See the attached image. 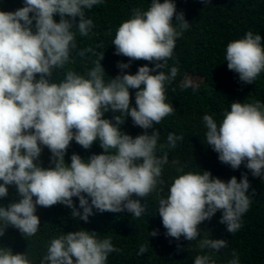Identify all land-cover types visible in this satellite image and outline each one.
I'll list each match as a JSON object with an SVG mask.
<instances>
[{
    "label": "clouds",
    "instance_id": "9594fccd",
    "mask_svg": "<svg viewBox=\"0 0 264 264\" xmlns=\"http://www.w3.org/2000/svg\"><path fill=\"white\" fill-rule=\"evenodd\" d=\"M101 3L103 0H24V6L14 12L0 11V198L8 196L9 185H14L21 197L7 207L0 206V237L8 226L24 237L34 236L40 227L37 206L62 204L72 209L73 218L85 222L93 208L113 213L127 210L139 218L146 211L141 200L162 183L168 153L157 154L159 132L133 138L122 133L120 126L130 116L134 125L147 130L173 114L174 107L166 102V85L177 76L178 68L171 67L167 74L162 69L190 24L182 13L177 15L173 0H151L147 10L133 9L131 17L118 27L112 44L117 55L129 61H148L153 68L144 65L134 75L105 81L102 56L86 77L68 71L62 81L54 82L53 70L63 68L77 47L71 29L75 26L80 35L87 36L94 25L85 10ZM86 51L92 49L81 50L79 55ZM225 59L228 69L238 73L242 82L253 83L264 72L261 35L248 31L244 38L231 41ZM129 66L118 64L121 69ZM130 89L136 90L135 107L131 106ZM110 110L119 113L114 123L103 118ZM203 121L206 143L222 163L238 169L246 162L254 177L264 174V103L232 102L219 124L207 114ZM182 139V135L170 133L167 147L175 148ZM73 140L84 149L99 141L104 151L86 159L73 154L68 164L65 155ZM45 147L52 154L54 167L36 163ZM249 187L246 174L239 181L233 176L227 182L209 171L179 175L168 195L158 201L166 235L198 240L201 252H218L227 241L198 238L199 225L222 211L220 223L230 233L238 231L251 204ZM73 197L79 199L82 212ZM146 250L142 245L138 254ZM114 251L119 249L110 237L101 240L95 232L81 229L52 239L40 264H106ZM233 257L229 264H240L235 252ZM0 264L33 261L27 252L0 247ZM194 264L216 262L210 254H200Z\"/></svg>",
    "mask_w": 264,
    "mask_h": 264
},
{
    "label": "trees",
    "instance_id": "16d2710c",
    "mask_svg": "<svg viewBox=\"0 0 264 264\" xmlns=\"http://www.w3.org/2000/svg\"><path fill=\"white\" fill-rule=\"evenodd\" d=\"M173 2L177 15L182 13L190 24L176 40L173 55L167 61V67L162 69L167 74L171 67L178 68L177 76L166 85V102L172 104L174 112L147 130L134 125L130 116L120 126L122 133L133 138L145 132L149 135L159 132L157 154L168 153V163L163 166L162 183L156 191L141 200L146 208L145 213L136 218L127 210L113 213L93 208V214L85 222L73 218L72 209L65 205L37 206L36 215L40 218L38 232L34 236L24 237L18 229L8 226L5 235L0 237V247L11 248L14 253L27 252L33 264H40L52 239L83 229L95 232L101 240L110 237L114 248L119 249L108 255L106 264H194L195 257L200 254H210L216 264H229L234 258L233 252L238 255L240 264H264V174L254 177L246 167V162L238 169L222 163L218 153L206 143L207 129L203 121V116L207 114L219 124L223 114L230 111L232 102L264 103V72L253 83H245L239 79L238 73L228 69L225 59L228 43L244 38L248 31L260 34L264 43V0ZM150 4L151 0H103L91 10H85L86 17L93 21L94 27L87 36L80 35L75 26L71 29L75 33L77 47L71 51L70 61L63 68L53 70L52 80L62 81L68 71L86 77L102 56L105 81L118 75H134L144 65L153 68L155 65L148 61H129V58L117 55L112 44L118 27L131 17L133 9L147 10ZM23 6L24 0H0V11L14 12ZM54 19L60 21L58 15ZM173 23L179 22L174 20ZM32 30L35 32V22ZM89 48L91 52L79 55L81 50ZM121 63L130 66L121 69L118 67ZM129 91L131 106L135 107L136 90ZM117 115L118 112L110 110L103 118L114 123L113 118ZM170 133L183 136L175 148L167 147ZM160 145L165 147L161 149ZM103 151L99 141L94 142L90 149H84L73 140L65 155V162L70 164L73 154L86 159ZM51 155L46 147L43 148L36 163L44 168L54 167ZM190 171H209L214 178L225 182L233 176L238 181L245 174L248 177L250 187L247 194L251 204L241 217L238 231L230 233L227 226L220 223L222 211H217L211 219L199 225L198 238L209 236L213 240L227 241V246L218 252L210 249L201 252L197 248L198 240L187 241L184 237L176 240L167 236L159 216V198L168 195L174 178ZM20 198L16 187L9 185L8 196L0 198V206L7 207ZM73 203L79 209L77 197H73ZM79 210L82 212V209ZM153 231L157 232L156 236L150 235ZM142 245L147 250L138 254Z\"/></svg>",
    "mask_w": 264,
    "mask_h": 264
}]
</instances>
